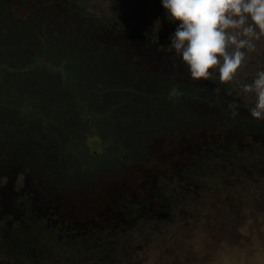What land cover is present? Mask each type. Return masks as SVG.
<instances>
[{
  "label": "trees",
  "instance_id": "obj_1",
  "mask_svg": "<svg viewBox=\"0 0 264 264\" xmlns=\"http://www.w3.org/2000/svg\"><path fill=\"white\" fill-rule=\"evenodd\" d=\"M155 22L167 30L160 31ZM139 23L148 26L146 38L167 44L176 27L166 19L161 0H0V171L15 161L33 182L45 178V186L56 192H88L92 199L97 182L128 167L158 162L149 150L157 139L165 140V151L173 141L195 138L201 131L264 140V120L250 116L251 102L238 100L235 117L228 110V102L237 99L234 91L228 94L232 86L207 80L202 87L172 70L151 72L112 40L93 36L102 26L139 32ZM260 70L264 38L237 78L250 82ZM114 121L121 127L110 128ZM86 135L94 138L93 150ZM191 167L206 164L201 160ZM167 174L180 178L177 189H193L196 183ZM231 178L236 189L246 182L241 175ZM164 210L167 216L168 208ZM127 228L119 225L117 231ZM112 230L104 229L115 240ZM105 245L98 240L96 251Z\"/></svg>",
  "mask_w": 264,
  "mask_h": 264
},
{
  "label": "water",
  "instance_id": "obj_2",
  "mask_svg": "<svg viewBox=\"0 0 264 264\" xmlns=\"http://www.w3.org/2000/svg\"><path fill=\"white\" fill-rule=\"evenodd\" d=\"M138 25L139 32L131 34L124 27L102 26L93 36L101 41L112 40L124 53L137 56L151 72L168 74L172 70L189 83L207 85V80H192L186 66L173 53L159 48L167 47V43L146 38L144 34L149 29L145 23ZM153 25L160 31L167 30L160 22ZM251 101V97L244 100ZM261 138L256 135L250 142L238 133L220 136L201 131L195 138L173 141L170 151L164 150L163 139H157L150 152L158 162L150 167H128L123 173L97 182L92 199L88 198V192H56L45 186L48 182L45 178L33 182L21 164L14 161L4 172L0 171V176H5L0 180V242L6 246V256L0 258V264H87L85 261L90 257L85 255L91 254H97L102 261L91 264H113L114 241L108 238L105 227L113 229L112 234L118 240L119 225L141 227L149 220L166 217L164 209H171L176 202L193 200L189 193L193 189L179 186L175 190L164 162L181 177H205L207 180H198L195 188L203 190L201 200L214 204L218 195L232 192L231 176L250 175L249 167L256 175H264ZM201 160L206 167L192 169ZM217 178L221 181L216 182ZM174 190L177 196L170 192ZM90 227L96 230L88 232ZM98 240L108 245L96 251Z\"/></svg>",
  "mask_w": 264,
  "mask_h": 264
},
{
  "label": "rangeland",
  "instance_id": "obj_3",
  "mask_svg": "<svg viewBox=\"0 0 264 264\" xmlns=\"http://www.w3.org/2000/svg\"><path fill=\"white\" fill-rule=\"evenodd\" d=\"M101 121L110 124L104 117ZM114 123L110 128L121 127ZM122 127L127 129L126 124ZM92 140L86 135L90 150ZM163 165L173 173L169 164ZM260 177L261 181L232 187L228 195L221 193L214 204L189 192L193 200L176 202L166 217L118 231L123 236L113 240V264H264V177ZM172 185L177 190L176 175ZM175 190L170 192L177 196ZM96 261L102 262L95 258L85 262Z\"/></svg>",
  "mask_w": 264,
  "mask_h": 264
},
{
  "label": "clouds",
  "instance_id": "obj_4",
  "mask_svg": "<svg viewBox=\"0 0 264 264\" xmlns=\"http://www.w3.org/2000/svg\"><path fill=\"white\" fill-rule=\"evenodd\" d=\"M161 5L176 27L167 47L159 48L173 53L192 80L232 86L228 94L234 91L237 99L227 108L233 117L239 114L238 100L251 97L250 116L264 120V70L251 82L237 78L264 38V0H161Z\"/></svg>",
  "mask_w": 264,
  "mask_h": 264
},
{
  "label": "flooded vegetation",
  "instance_id": "obj_5",
  "mask_svg": "<svg viewBox=\"0 0 264 264\" xmlns=\"http://www.w3.org/2000/svg\"><path fill=\"white\" fill-rule=\"evenodd\" d=\"M249 170H251L252 171V174H250V175H247V176H244V175H242V177H243V179H244V181H248V180H254V181H261L260 179H262L260 176H258V175H256V173L254 172V170H252V168L251 167H249ZM193 175H195V174H193ZM179 176V175H178ZM173 177L174 176H171V180L173 179ZM255 177V178H254ZM264 177V176H263ZM203 178H205V177H203ZM208 178V177H207ZM233 178V177H232ZM232 178H230L231 179V181H233L232 180ZM191 180H194V181H196V183L198 182V180H200V178H198L197 177V175H195L194 177H192L191 178ZM207 180V179H206ZM180 181V178H178L177 179V182H179ZM221 181V179H219V178H217L216 179V182H220ZM196 183H195V185H194V187H193V189L195 190V186H196ZM198 189V188H197ZM199 191L198 192H200V193H198L197 194V192H195V191H193L194 193H195V195H197V196H202L203 194H202V192H203V190H200V189H198ZM5 247L6 246H4V245H2L1 244V242H0V258H3V257H5L6 256V251H5ZM87 256H89L90 258H92V259H94V257H95V259H97L98 260V258H99V256H97V254H91V255H85V258L87 257ZM100 259V258H99Z\"/></svg>",
  "mask_w": 264,
  "mask_h": 264
}]
</instances>
